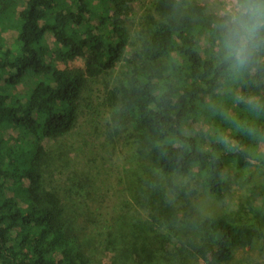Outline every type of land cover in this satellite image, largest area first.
<instances>
[{"label":"trees","instance_id":"obj_1","mask_svg":"<svg viewBox=\"0 0 264 264\" xmlns=\"http://www.w3.org/2000/svg\"><path fill=\"white\" fill-rule=\"evenodd\" d=\"M117 2L0 0V264H102L75 237L66 197L48 187L41 143L70 132L88 82L113 76L122 62L127 69L112 77L104 105L110 135L128 133L134 156L126 170L138 171L123 182L149 223L168 228L194 216L199 191L191 179L223 199L230 169L264 168V23L240 63L228 47L230 13L196 0H155L128 57L131 31ZM249 3L264 0H239ZM76 62L81 68L70 67ZM226 101L236 106L235 121L227 111L206 122L207 109ZM83 214L92 224L95 213ZM246 218L207 217L199 230L187 221L196 234L185 247L170 236L96 232L109 264H227L259 237Z\"/></svg>","mask_w":264,"mask_h":264},{"label":"rangeland","instance_id":"obj_2","mask_svg":"<svg viewBox=\"0 0 264 264\" xmlns=\"http://www.w3.org/2000/svg\"><path fill=\"white\" fill-rule=\"evenodd\" d=\"M154 1L118 0L117 2L125 10L124 21L131 31L132 40L127 51L128 57L137 49L134 45L139 42L138 36L143 24L146 23V17L153 13ZM196 1L207 4L212 11H218L219 14L229 13V9L234 13L240 7L239 0ZM11 35L10 32L4 35L8 44L12 40ZM1 45L3 43L0 42V47ZM49 46L50 43L46 44V47ZM125 62L119 65L113 76L103 75L88 82L81 95L77 119L70 132L64 136L45 139L41 143L45 157L40 163L47 185L66 197L70 210L75 212L72 213L70 221L74 224L75 237L79 243L86 248L88 246L93 248L91 251H94L97 262L109 264L111 254L99 245L96 226H100L112 238L119 240L126 235L147 234L148 237H154L158 234L170 236L174 243L185 247L188 246L187 242L194 238L196 230H199L202 219L208 220L207 217L234 215L241 212L260 230V234L251 247L237 250L233 259L227 264H264V168L262 167L253 166L247 171L230 169L223 199L202 187L198 179H191L193 190L199 191V194L192 198L196 206L195 212L193 211L194 216L181 217L176 224L168 228H158L149 223L148 209L132 203L131 194L126 190L123 178L131 171L127 172L126 169L134 153L128 143V133L120 131L114 136L110 135L109 132L113 131L110 126L113 127L114 123L104 105L106 87L112 84L113 78L125 73L127 69ZM81 65V62H76L70 64V67L81 68ZM24 83L31 85L30 79ZM18 89L19 87L16 88ZM226 104L228 105L225 107L215 104L213 106L215 113L208 108L206 113L209 112L210 117L206 122L211 123L217 118L222 120L227 111L230 115L229 121H235L238 113L236 106L229 101H226ZM137 171L133 170L129 176ZM183 183L187 186L189 181ZM158 186H161V183H158ZM128 200L130 205L127 204ZM86 204H89L91 210L86 208ZM87 212L95 213L89 226L83 223L85 217L77 215V213L86 215ZM187 221L196 230L188 226ZM186 257L189 258V253Z\"/></svg>","mask_w":264,"mask_h":264},{"label":"clouds","instance_id":"obj_3","mask_svg":"<svg viewBox=\"0 0 264 264\" xmlns=\"http://www.w3.org/2000/svg\"><path fill=\"white\" fill-rule=\"evenodd\" d=\"M231 14L232 27L229 29L228 47L233 50L240 63L246 62L247 53L255 40L256 31L264 23V5L253 6L251 3L238 7Z\"/></svg>","mask_w":264,"mask_h":264}]
</instances>
